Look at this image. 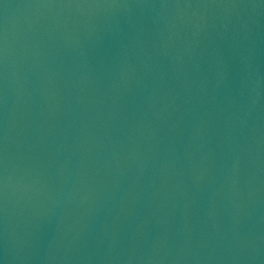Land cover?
Instances as JSON below:
<instances>
[{"label":"water","instance_id":"water-1","mask_svg":"<svg viewBox=\"0 0 264 264\" xmlns=\"http://www.w3.org/2000/svg\"><path fill=\"white\" fill-rule=\"evenodd\" d=\"M0 264H264V0H0Z\"/></svg>","mask_w":264,"mask_h":264}]
</instances>
